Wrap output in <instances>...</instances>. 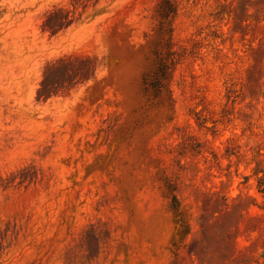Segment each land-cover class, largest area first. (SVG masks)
<instances>
[{
    "label": "rangeland",
    "instance_id": "rangeland-1",
    "mask_svg": "<svg viewBox=\"0 0 264 264\" xmlns=\"http://www.w3.org/2000/svg\"><path fill=\"white\" fill-rule=\"evenodd\" d=\"M162 1L0 0V264H264V0Z\"/></svg>",
    "mask_w": 264,
    "mask_h": 264
},
{
    "label": "trees",
    "instance_id": "trees-1",
    "mask_svg": "<svg viewBox=\"0 0 264 264\" xmlns=\"http://www.w3.org/2000/svg\"><path fill=\"white\" fill-rule=\"evenodd\" d=\"M163 5L169 6V11L163 12ZM173 7L168 0H163L160 8L158 9L159 19L164 22L168 15H173ZM168 23V22H167ZM164 26L165 33L167 35L166 40H159L154 46L152 55L154 58V65L152 69L144 76L142 80V94L144 101L150 105L160 106L162 103L165 84L169 78L171 68L175 63L174 53L171 51V40L169 36L171 34V28L169 24ZM258 191H261V184H258ZM263 193V192H262Z\"/></svg>",
    "mask_w": 264,
    "mask_h": 264
}]
</instances>
